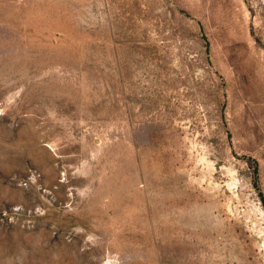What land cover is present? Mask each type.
Wrapping results in <instances>:
<instances>
[{
	"label": "rangeland",
	"instance_id": "1",
	"mask_svg": "<svg viewBox=\"0 0 264 264\" xmlns=\"http://www.w3.org/2000/svg\"><path fill=\"white\" fill-rule=\"evenodd\" d=\"M0 264H264V0H0Z\"/></svg>",
	"mask_w": 264,
	"mask_h": 264
}]
</instances>
